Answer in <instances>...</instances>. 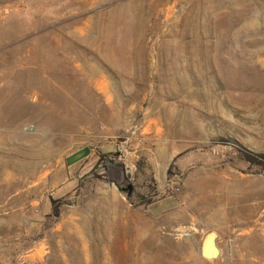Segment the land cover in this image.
Here are the masks:
<instances>
[{
	"label": "rangeland",
	"instance_id": "374dc122",
	"mask_svg": "<svg viewBox=\"0 0 264 264\" xmlns=\"http://www.w3.org/2000/svg\"><path fill=\"white\" fill-rule=\"evenodd\" d=\"M239 149L264 155V0H0V264H264Z\"/></svg>",
	"mask_w": 264,
	"mask_h": 264
},
{
	"label": "trees",
	"instance_id": "16d2710c",
	"mask_svg": "<svg viewBox=\"0 0 264 264\" xmlns=\"http://www.w3.org/2000/svg\"><path fill=\"white\" fill-rule=\"evenodd\" d=\"M242 159L255 165H260L264 168V155H255L247 150L239 149ZM103 172L105 179L115 182L119 189L125 190L124 188V178L125 169L120 163L115 162L112 158L103 157Z\"/></svg>",
	"mask_w": 264,
	"mask_h": 264
},
{
	"label": "water",
	"instance_id": "95a60500",
	"mask_svg": "<svg viewBox=\"0 0 264 264\" xmlns=\"http://www.w3.org/2000/svg\"><path fill=\"white\" fill-rule=\"evenodd\" d=\"M131 190V187H128ZM217 235L210 231L204 235L201 242L200 256L209 260L216 259L220 255V249L216 244Z\"/></svg>",
	"mask_w": 264,
	"mask_h": 264
}]
</instances>
